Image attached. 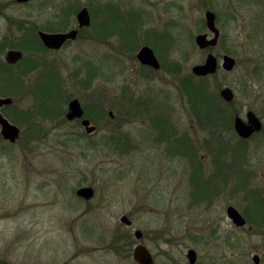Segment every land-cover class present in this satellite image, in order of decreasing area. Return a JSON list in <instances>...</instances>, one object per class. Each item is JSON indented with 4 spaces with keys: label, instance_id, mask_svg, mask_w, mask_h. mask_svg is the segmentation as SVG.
<instances>
[{
    "label": "rangeland",
    "instance_id": "1",
    "mask_svg": "<svg viewBox=\"0 0 264 264\" xmlns=\"http://www.w3.org/2000/svg\"><path fill=\"white\" fill-rule=\"evenodd\" d=\"M15 1L0 0V63L12 49L45 63L24 74L25 84L49 103L57 91L62 110L44 117L35 113V93L2 89L7 96L0 97L13 98V104L0 112H31L33 122L19 126L22 138L15 144L0 140V264H136L138 244L155 264H189V249L197 254L195 264H254L255 255L264 264V224L234 229L225 213L229 205L239 211L247 206L240 198L247 185L264 184V0ZM83 7L91 24L75 41L53 52L34 43L37 31L76 28ZM206 11L215 14L220 37L216 47L200 50L195 37H211ZM20 20L35 25V33L22 34ZM142 46L153 50L158 71L137 62ZM208 53L217 58L218 70L197 86L217 103L219 92L230 88L235 100L214 131L198 125L180 89ZM223 55L235 59L232 72L221 69ZM73 98L94 116L93 134L66 122L65 101ZM249 110L263 129L244 142L233 120ZM97 111L100 116L93 115ZM158 117L166 121L164 130L153 124ZM162 132L182 155L165 156L164 145L155 143ZM212 133L216 140L209 139ZM129 136L144 143L131 156ZM181 137L189 149H180ZM81 187L94 189L87 203L75 195ZM124 215L131 227L120 222Z\"/></svg>",
    "mask_w": 264,
    "mask_h": 264
},
{
    "label": "water",
    "instance_id": "2",
    "mask_svg": "<svg viewBox=\"0 0 264 264\" xmlns=\"http://www.w3.org/2000/svg\"><path fill=\"white\" fill-rule=\"evenodd\" d=\"M19 4H25L31 0H16ZM205 26L209 33H211V38H208L206 33L199 34L195 37V44L200 50H206L216 47L220 32L216 26V16L211 11H206L204 13ZM76 21L79 28L88 27L90 25V16L87 8H81L76 14ZM38 37L45 48L51 50H59L68 39H74L76 31H71L66 34L61 33H45L38 31ZM23 57V53L19 50H9L6 52L4 60L9 65H14L19 62ZM136 59L138 63L142 66H147L152 68L155 71L160 69V63L157 60L153 50L148 46H142L137 55ZM236 65V61L229 55H223L221 58L220 67L225 72H232ZM219 62L217 58L212 54L208 53L202 64L194 65L191 68V73L195 77L204 78L210 75H213L217 72ZM219 95L221 99L226 103H231L234 99V94L230 88H223ZM12 99L9 97L1 98L0 97V107L10 105ZM83 116V110L77 99H73L68 104V112L66 114V119L68 121L79 119ZM82 126L86 129L87 133H91L95 130L93 126H90L88 120H82ZM233 129L235 133L241 139H249L255 133H258L262 129V123L257 115L249 110L245 113V118L236 116L233 120ZM0 135L3 140L15 144L20 136V129L14 124L10 123L5 117L0 115ZM76 196L89 201L94 195V190L92 187H81L78 188L75 192ZM264 201V196H263ZM227 216L231 218L238 226L244 224V221L241 219L239 213L233 208L228 207ZM120 222L129 227L132 225V222L127 218V216H121ZM134 236L139 240L142 236L141 231L137 230L134 233ZM186 257L189 264L195 263V251L190 249L187 251ZM132 259L136 264H155L153 257L149 250L142 244H138L132 252ZM255 264L258 263V257L253 258Z\"/></svg>",
    "mask_w": 264,
    "mask_h": 264
},
{
    "label": "trees",
    "instance_id": "3",
    "mask_svg": "<svg viewBox=\"0 0 264 264\" xmlns=\"http://www.w3.org/2000/svg\"><path fill=\"white\" fill-rule=\"evenodd\" d=\"M19 29L21 31L22 34H24L26 31H30L31 33H35L36 31V26L32 25L29 27L28 23L25 22L24 20H20V24H19ZM56 29H63L61 27H57V28H51V30H46V32H57V31H62V30H56ZM34 39L36 44H39V46L41 47L42 44H40L38 37H36V35L34 34ZM14 48H18V49H29L31 47V45L28 44H14L13 45ZM37 63L34 59H27V57H23L21 62H19L17 65H15L17 68L20 67L19 71H16L15 66H9L6 65L5 63H0V96H7V92H4L2 89H11V92H13V90L18 91V93L21 92H25L28 91V93L36 94V99H37V108H35V113H41L42 116L44 117H50L52 116L54 113L59 112L60 110H62L61 106H57V100L59 99V94H56L57 91H55V94L52 92V94L54 95H49V97H57L55 101L53 102H45L44 99L39 100V96H41V94H39V91L36 90L35 88H28L27 85L25 84L24 81V74H27L29 72H31L33 69L37 68L39 65H46L45 63ZM146 68V67H145ZM45 69V68H44ZM148 69V68H147ZM151 70V69H148ZM46 71V69H45ZM46 73L44 72V74L41 75H45ZM51 74V73H50ZM48 75V74H47ZM186 81L182 84H180V89L186 94L191 110L194 114L195 120L198 123L199 126H202V128L206 129V128H210L211 131H214L216 129H218L219 127H221L222 125H220V120L223 119V114L225 113L226 108H228L229 106L232 105V103H234L235 100H233L231 103H226L223 100H221L219 98V102H214L213 99H210L211 97H207L203 91L201 90L202 87H200L199 85L197 86V84H201V82L205 81V77L204 78H199V77H195L193 75H190L189 77L185 78ZM40 81V80H39ZM246 89H248V86L246 87ZM16 95V93H15ZM69 99V98H66ZM68 100L65 101V103H67ZM64 103V104H65ZM150 104L152 106V101H150ZM63 106V105H62ZM149 106V107H151ZM11 107V106H10ZM147 107V106H145ZM9 108V107H7ZM152 108V107H151ZM85 115L90 118L91 120L93 119V117H91V114L88 112L87 109H85ZM154 110V109H153ZM157 109H155L154 112H156ZM44 113V115H43ZM99 115L100 113L97 111L95 112V115ZM158 115L161 113H157ZM8 119H10V121H12L14 124L18 125V126H26V124L33 122V118H32V113L30 112V114L27 113H23L20 114L19 111H15L12 110V112H6L4 114ZM94 115V114H93ZM115 117V116H114ZM163 117H158L157 121H154L155 123L154 126L158 129L164 130V128L166 127V121H164L162 119ZM108 121L114 122V120H111L108 118ZM175 130V128H174ZM163 133V132H162ZM162 133H159V135H161ZM216 137V133H212L209 139H217L214 138ZM22 138V134L20 135L19 140ZM2 138L0 137V140ZM209 139H205L204 143L206 145V148L208 150V152H212L214 149V145L212 144V142L209 141ZM18 140V141H19ZM120 140L117 141V143ZM120 144H122V141L119 142ZM179 147L180 149H185V146L187 147V149H189V144H187L188 142L186 141V138L181 137L179 139ZM220 147V146H219ZM221 148V147H220ZM220 148H218V152L216 153V155L218 156ZM180 153V150H179ZM181 155L183 153H180ZM191 154V153H190ZM189 154V155H190ZM188 155V156H189ZM195 155V154H194ZM216 156V158H218ZM190 161V166L193 169V171L197 170L200 172V168H202V166H198V161L197 160H189ZM215 162L217 161L214 160ZM199 168V169H198ZM195 173V172H194ZM193 176V175H192Z\"/></svg>",
    "mask_w": 264,
    "mask_h": 264
},
{
    "label": "flooded vegetation",
    "instance_id": "4",
    "mask_svg": "<svg viewBox=\"0 0 264 264\" xmlns=\"http://www.w3.org/2000/svg\"><path fill=\"white\" fill-rule=\"evenodd\" d=\"M32 1V0H31ZM31 1H29V2H31ZM29 2H27V3H25V4H28ZM15 3H17V1H15ZM17 4H19V3H17ZM25 4H22V5H25ZM89 13V12H88ZM89 16H90V14H89ZM75 19H76V16H75ZM90 24H91V18H90ZM88 27H90V25L88 26ZM88 27H83V28H79L78 27V24H77V21H76V28H70L69 30H62V31H57V32H45V31H42V32H45V33H61V34H66V33H69V32H71V31H76V35H75V38L74 39H68L65 43H64V45L60 48V49H62L66 44H68L69 42H73V41H75L76 39H77V37L79 36V31L80 30H84V29H86V28H88ZM47 51H49V52H53V51H58V50H51V49H48V48H45ZM59 49V50H60ZM12 50H14V49H12ZM9 51V50H8ZM23 58V57H22ZM5 62V61H4ZM6 63V62H5ZM18 63V62H17ZM16 63V64H17ZM7 64V63H6ZM16 64H14V65H9V64H7V65H9V66H15ZM146 68H148V69H150L149 67H146ZM10 98V97H9ZM12 99V103L10 104V105H7V106H3V107H0V110L1 109H3V108H5V107H10L12 104H13V98H11ZM73 99H77V98H73ZM72 99V100H73ZM78 101H79V99H77ZM71 101V100H70ZM70 101H68L67 102V110H66V113H65V119H66V114H67V112H68V104H69V102ZM79 103H80V105H81V108H82V110H83V116L81 117V118H79V119H74V120H71V121H68L67 119H66V122H78V124L85 130V132L87 133V131H86V129L82 126V124H81V122H82V120H88L89 121V123H90V126H93L94 128H95V130L94 131H92L91 133H87V134H93L95 131H96V126H94V125H92V123H91V119L90 118H88L86 115H85V110H84V107L82 106V104H81V102L79 101ZM0 115H2L3 117H5L10 123H12V124H14L12 121H10V119H8L5 115H3L1 112H0ZM95 115V114H94ZM109 116L111 117L112 116V114H109ZM258 117V116H257ZM259 118V117H258ZM244 119V118H243ZM261 121V120H260ZM261 123H262V121H261ZM15 126H17L19 129H20V127L18 126V125H16V124H14ZM262 127H263V124H262ZM262 130V129H261ZM173 133L174 132H172L170 135H171V137L173 136ZM260 133V131L258 132V133H255L252 137H250L249 139H241V138H239L241 141H244V142H246V141H248V140H250V139H252V138H254V136H256L257 134H259ZM20 135H21V130H20ZM1 136V135H0ZM165 136H167V139H163V137H165ZM19 138H20V136H19ZM19 140V139H18ZM17 140V141H18ZM16 141V142H17ZM172 144L171 145H169V140H168V135H165V134H161V135H159L158 136V139H157V141L155 142L156 143V145L157 146H163L164 145V149H165V156H171L172 157V159H174V158H176V157H178L179 156V149H178V144H176L175 142H174V139H173V137H172ZM137 144V145H136ZM139 144L140 145H144V143H140V142H138L137 141V139H135V138H133L132 136H129V140H128V143H127V149H126V151H127V155L128 156H131V155H133L134 154V148H136V147H140L139 146ZM203 145L204 146H206L204 143H203ZM143 149L142 148H139V151H142ZM245 156H246V154H245ZM242 161V160H241ZM249 171V169H246V172H248ZM251 172V171H250ZM248 174H249V172H248ZM94 190V189H93ZM245 190H247V192H242V194L240 195L241 197V199L242 200H246V201H248L247 202V206H243V208H241V210L239 211L237 208H235L234 206H232V205H229V206H227L226 208H225V213H226V216H227V209H228V207H233L238 213H239V215L241 216V219L244 221V224L243 225H241V226H238L231 218H229L228 216H227V218L231 221V224L234 226V229H238V230H241V229H243L244 227H246L247 225H248V227H252L255 223H260V224H264V201H263V196H264V184L262 185V188L260 189V188H251V186H249V185H247L246 187H245ZM94 195H95V192H94ZM94 195H93V197H94ZM239 195V194H238ZM93 197H92V199H93ZM81 199V198H80ZM91 199V200H92ZM81 200H83V199H81ZM84 202H89V201H85V200H83ZM132 226V225H131ZM131 226H129V227H131ZM231 247H232V249H234V250H236L237 248H238V241H233L232 242V244H231ZM190 250V249H189ZM193 250V249H192ZM195 254H196V252H195ZM256 256V255H255ZM254 256V257H255ZM253 257V258H254ZM256 257H258V256H256ZM154 260V259H153ZM196 261H197V254H196V257H195V263H196ZM155 263V262H154ZM194 263V264H195ZM258 263H259V257H258ZM257 263V264H258ZM255 264V263H254Z\"/></svg>",
    "mask_w": 264,
    "mask_h": 264
}]
</instances>
